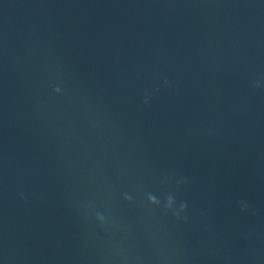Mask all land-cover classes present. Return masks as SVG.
Wrapping results in <instances>:
<instances>
[{
	"label": "water",
	"instance_id": "obj_1",
	"mask_svg": "<svg viewBox=\"0 0 264 264\" xmlns=\"http://www.w3.org/2000/svg\"><path fill=\"white\" fill-rule=\"evenodd\" d=\"M0 264H264V0H0Z\"/></svg>",
	"mask_w": 264,
	"mask_h": 264
}]
</instances>
